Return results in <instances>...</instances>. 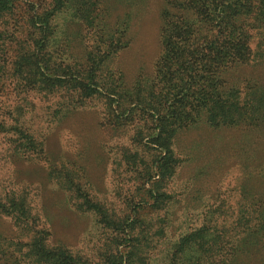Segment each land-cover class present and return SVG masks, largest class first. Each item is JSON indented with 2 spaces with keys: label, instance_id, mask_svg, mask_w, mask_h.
Listing matches in <instances>:
<instances>
[{
  "label": "rangeland",
  "instance_id": "rangeland-1",
  "mask_svg": "<svg viewBox=\"0 0 264 264\" xmlns=\"http://www.w3.org/2000/svg\"><path fill=\"white\" fill-rule=\"evenodd\" d=\"M50 1L14 0L12 12L0 18L6 33L0 43V119L9 125L21 113L20 123L37 144L34 152L22 153L11 133L0 132V197H24L33 218V227L22 230L0 214V237L26 242L34 231L47 230V243L68 249L78 264H113V258L122 264H264V121L212 124L203 110L174 133L170 171L152 170L163 151L149 135L151 112L117 113L128 105L113 110L114 97L101 88L81 102H67L65 92L22 93L10 80L12 61L30 40V18ZM164 4L102 0L108 25L128 19L130 39L102 65L108 86L109 73H121L127 88L153 75ZM68 17L56 20L55 48L64 53L56 56L81 62L82 27L65 29ZM261 38L264 31L254 34L251 49ZM223 78L227 86L261 85L264 68L236 65ZM199 228L208 230L201 238Z\"/></svg>",
  "mask_w": 264,
  "mask_h": 264
},
{
  "label": "trees",
  "instance_id": "trees-1",
  "mask_svg": "<svg viewBox=\"0 0 264 264\" xmlns=\"http://www.w3.org/2000/svg\"><path fill=\"white\" fill-rule=\"evenodd\" d=\"M77 3L79 7L71 16ZM101 5L102 0H51L48 7L32 15L30 40L22 46L21 56L14 58L8 70L18 91H36L44 96L65 92L67 102L68 99L81 102L100 93L101 88L114 97L113 110H119L121 102L128 105L117 113L138 108L151 112L155 126L149 135L152 143L163 151L151 169L161 168V172L170 171L171 140L176 130L196 122L203 110L212 124L258 126L263 123L264 84L227 86L223 74L236 65L255 64L264 68V39L254 49L250 47L254 34L264 31V0H165L160 16L163 20L161 52L153 75L136 80L130 88L124 86L119 72L116 78L109 73L111 87L103 80L102 65L115 52L127 47L130 39L128 19L108 25ZM13 8L14 0H0V18ZM63 15L70 16L65 29L71 31L74 25L82 27L81 62H68L62 57L64 53L55 48L57 32H60L56 20ZM5 34L0 30V43ZM21 115L18 113L9 125L0 119V132L12 134L16 151L34 152L37 144L20 123ZM76 190L82 192L79 188ZM0 214L12 217L22 230L33 227V218L22 196L0 197ZM197 231L201 238L208 230ZM33 234L26 242L0 237V261L3 264H78L68 249L47 243V230ZM128 262L124 264L134 263ZM118 263L122 264V260L113 258V264Z\"/></svg>",
  "mask_w": 264,
  "mask_h": 264
}]
</instances>
